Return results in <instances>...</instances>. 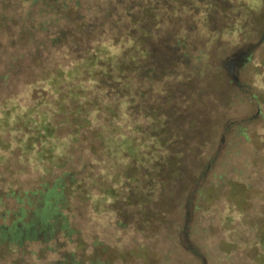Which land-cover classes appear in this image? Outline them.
<instances>
[{
  "label": "trees",
  "instance_id": "1",
  "mask_svg": "<svg viewBox=\"0 0 264 264\" xmlns=\"http://www.w3.org/2000/svg\"><path fill=\"white\" fill-rule=\"evenodd\" d=\"M250 1L0 0V129L14 133L11 139L20 155L51 161L54 127L42 107L49 105V96L59 94L51 106L61 111L62 90L71 94L75 76L88 79L95 90L86 103L97 102V109L105 103L103 117L95 116L100 123L94 127L81 119L77 132L90 131L107 159L122 162L112 180L115 186L96 189L93 212L101 204L113 213L116 232L134 227L140 215L159 219L171 210L165 189L190 174L180 210L175 208L180 223L167 229L188 240L196 235L186 225L188 216L206 210L218 191L215 179L220 176L212 172L220 142L231 132L247 139L241 122L249 118L237 117L230 108L242 104L249 115L264 104L263 91L240 81L253 53H264V0ZM258 64L264 69V60ZM17 84L37 88L27 100L32 106L10 97ZM120 118L132 124L129 133L121 131ZM190 135L196 140L192 146ZM9 145L0 140L1 150ZM206 145L213 147L201 158ZM184 150L199 157L191 171L181 162ZM85 163L75 172H62L49 190L3 192L0 187V264H160V255L151 256L146 243L111 247L95 236L86 245L67 222L62 213L67 197L87 203L94 191L91 173L92 186H85ZM240 185L245 193L251 189ZM114 205L116 211L109 208ZM259 224L257 219L251 226ZM137 225L135 232L141 233ZM255 238L264 244L259 231Z\"/></svg>",
  "mask_w": 264,
  "mask_h": 264
},
{
  "label": "rangeland",
  "instance_id": "2",
  "mask_svg": "<svg viewBox=\"0 0 264 264\" xmlns=\"http://www.w3.org/2000/svg\"><path fill=\"white\" fill-rule=\"evenodd\" d=\"M246 2L247 4L252 3L250 0ZM261 59L264 60L263 51L253 53L250 61L245 65L240 81L246 82L256 91L264 92V69L258 64ZM224 62H227L226 59ZM87 80L79 81L75 76V89L70 90L71 94H68L65 88L62 90L63 108L61 111L56 112V108L52 107L57 98H60L59 94L49 96V105L42 107V113L47 116L54 127L52 138L49 139L54 145L52 152L54 158L51 161H36L32 153L20 155L15 150V143L11 139L14 133H8L7 129H0V140L10 144L8 148L4 146V150L0 149V187L3 192L9 189L21 191L30 188L52 189L55 180L61 178L62 172L69 169L75 172L85 161V171H87L83 175L85 186H92L88 180L89 173L95 183L92 186L94 191L91 190V200L84 203L75 196L67 197L68 208L63 207L62 213L66 215L67 222L80 232V237L86 245L95 236L111 247L117 245L132 249L135 248L133 245L136 243H146L151 256L157 253L158 256L160 255V258L157 257L160 264H264V244H259L255 238L256 232L259 231L264 240V104H260L259 110L255 108L252 111L249 110V115L244 114L246 109L242 104H236L230 108V112L236 114L237 117L249 118L248 122H241V126L246 128L247 139L237 137L232 132L228 133L224 140L221 139L224 142H220L221 149L216 155L212 172L220 176V179H215L218 187L217 194L208 201L206 210L198 214L192 213L186 222L188 227L195 229L196 235L183 241L177 234L175 236L174 233L167 232L168 228L173 230L180 223L181 213H176L175 208L180 210V200L186 192L187 183L191 184L190 174H186L180 180L175 179L174 185L165 189L167 200L165 205L171 209L166 215L159 216V219L137 216L134 227L116 232L111 226L113 213L104 211L101 204L97 206V212H93L92 208L93 204L98 201L96 189L103 188V185L115 186L112 180L116 179V174L122 169L120 166L122 162L118 159L113 161L107 159L103 149H98L100 148L98 139L90 136V131L81 129L79 132L82 136L77 132L82 123L81 119L90 120L94 127L100 123L94 120L95 116L103 117L101 107L105 103H102L99 109H97V102L93 106L86 103L85 98L91 99L92 91L95 90ZM22 81L23 77L20 79V82ZM81 82L83 84H80ZM78 85L89 91L78 90ZM43 90L48 91V86H43ZM36 91L38 90L35 86L31 89L29 86L17 84L9 91V94L10 97L16 96L20 104L25 103L27 106H32L33 104H28L27 100L31 99L34 96L32 93ZM97 96H99L98 93ZM9 107L10 104H7L6 108ZM120 119L121 131L124 134L129 133L132 124L128 122V119L127 122L125 118ZM187 139L190 140L191 146L196 143L191 135ZM60 144H64V147ZM211 147L213 146L206 145L200 157L203 158L207 151L210 152ZM92 149H95V153H92ZM182 152L184 153H182L181 162L184 164V169L191 171L196 166L198 167L199 157L190 154L187 150ZM59 165L62 166L58 168ZM165 171L162 173L165 174ZM211 179L210 173L206 184ZM161 181L163 183L165 180L162 178ZM230 182L249 185L251 189L245 193L240 187L242 185L232 187ZM172 207L175 212L172 211ZM109 208L116 211L115 205ZM257 219L260 220V227L251 226V223ZM141 221L146 222L147 225L143 222L140 225ZM161 221L166 224L158 227L157 224ZM137 222L142 228L141 233L135 232V229L139 228ZM146 228L150 229L145 231ZM117 239V243H114ZM253 249H256L255 253ZM192 250L196 252V256L191 255ZM48 257L52 258L50 255ZM199 258H205L206 262L200 263Z\"/></svg>",
  "mask_w": 264,
  "mask_h": 264
}]
</instances>
